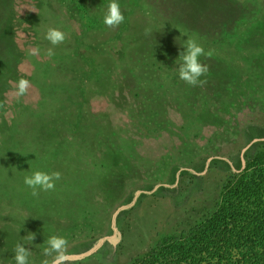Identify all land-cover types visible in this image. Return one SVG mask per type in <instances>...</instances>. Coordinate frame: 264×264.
I'll return each mask as SVG.
<instances>
[{
	"label": "rangeland",
	"instance_id": "rangeland-1",
	"mask_svg": "<svg viewBox=\"0 0 264 264\" xmlns=\"http://www.w3.org/2000/svg\"><path fill=\"white\" fill-rule=\"evenodd\" d=\"M167 1L118 0L125 19L110 29L109 0H0V264H15L17 243L41 264L53 235L68 253L84 249L143 190L117 215L114 246L65 262L129 264L209 215L229 174L218 158L235 163L264 137V0L208 1L200 45L211 56L199 59L209 72L197 87L179 79L178 57L158 66L148 45L119 51L146 18L174 19L179 0ZM49 28L64 42L51 45ZM21 78L31 86L16 98ZM35 171L61 179L33 197L24 177Z\"/></svg>",
	"mask_w": 264,
	"mask_h": 264
},
{
	"label": "trees",
	"instance_id": "trees-1",
	"mask_svg": "<svg viewBox=\"0 0 264 264\" xmlns=\"http://www.w3.org/2000/svg\"><path fill=\"white\" fill-rule=\"evenodd\" d=\"M184 1L169 7L174 19L167 11L146 18L148 28L129 36L119 51L126 57V52L129 56L142 44L148 45L150 57L162 58L156 61L160 66L163 60L178 57L187 39L203 42L202 20L209 0ZM170 3L166 2L167 7ZM260 144L264 139L253 141L243 152V166L240 155L235 163L218 158L229 174L215 209L186 231L160 237L129 264H264V147Z\"/></svg>",
	"mask_w": 264,
	"mask_h": 264
},
{
	"label": "clouds",
	"instance_id": "clouds-1",
	"mask_svg": "<svg viewBox=\"0 0 264 264\" xmlns=\"http://www.w3.org/2000/svg\"><path fill=\"white\" fill-rule=\"evenodd\" d=\"M124 15L121 12L118 0H109L106 12L103 16V24L110 29L117 28L124 22ZM44 38L50 42L51 45L57 46L64 42L65 34L57 28H49ZM39 49L33 48L32 55L38 54ZM52 48L48 49L47 55L52 57L54 55ZM201 56H211V52L205 53L204 48L197 43L194 39H187L183 45V51L178 55V77L181 81L185 82L189 86L197 87L203 86L207 83L206 79L201 77L207 76L209 68L206 64L200 62ZM30 82L27 79L21 78L15 84L14 95L19 98L25 95L30 88ZM61 179V173L54 171L46 173L42 171H35L31 175L24 177V184L32 189L31 195L38 197L40 191H51L55 189V181ZM34 234L29 239L32 241ZM68 241L61 236L53 235L46 241V246L43 249V255L50 259H44L41 264H65L68 257L67 252ZM31 251L25 248L24 244L17 243L14 248V262L15 264H30L29 257Z\"/></svg>",
	"mask_w": 264,
	"mask_h": 264
},
{
	"label": "water",
	"instance_id": "water-1",
	"mask_svg": "<svg viewBox=\"0 0 264 264\" xmlns=\"http://www.w3.org/2000/svg\"><path fill=\"white\" fill-rule=\"evenodd\" d=\"M258 139L259 140L260 139L263 140L264 137L251 139V141L249 143H247V145L244 146L241 149L240 157H241L242 166L244 165V157H242L243 152L250 146V144H252L253 141L258 140ZM219 158L231 163L226 158H223V157L222 158L219 157ZM209 159H211V157H209ZM208 160H207V162H208ZM144 192H146V191H143V190L134 191L131 199L127 203H124V204L118 206L113 211V213L111 215V218H110V225H109L111 233L98 237L93 242H91L87 247H85L84 249H82L80 251L68 253V257H67V260L65 262H71V261L74 262V261H78L80 259H83L84 257H86V256L92 254L93 252L97 251L102 245L107 244V243H109V244L114 246L117 243L118 239H119V231H118V229L116 227V217H117V215L121 211L130 208L134 204V202H135L136 198L138 197V195L141 194V193H144Z\"/></svg>",
	"mask_w": 264,
	"mask_h": 264
}]
</instances>
